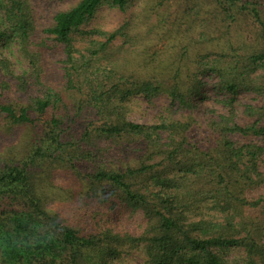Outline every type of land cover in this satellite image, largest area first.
Returning <instances> with one entry per match:
<instances>
[{"label":"trees","instance_id":"obj_1","mask_svg":"<svg viewBox=\"0 0 264 264\" xmlns=\"http://www.w3.org/2000/svg\"><path fill=\"white\" fill-rule=\"evenodd\" d=\"M134 1L56 11L42 39L63 52L62 79L19 113L0 104L36 138L27 158L0 160V264H115L139 246L148 264H264V0H187L167 64L148 38L164 17L128 20L104 41L84 29L104 5ZM33 18L30 0H0V47L15 38L46 87ZM118 37L133 53L123 64L111 59ZM137 96L157 121L128 118ZM117 208L141 216L139 235L116 230Z\"/></svg>","mask_w":264,"mask_h":264},{"label":"rangeland","instance_id":"obj_2","mask_svg":"<svg viewBox=\"0 0 264 264\" xmlns=\"http://www.w3.org/2000/svg\"><path fill=\"white\" fill-rule=\"evenodd\" d=\"M73 1L75 0H30L34 17L33 22L36 28L35 41L32 47L37 50L42 47V43H45L43 47L47 49L46 57L38 64L39 67L41 65L46 66L49 84L45 83V87L43 83H40L41 79H36L33 76L30 68L31 64L20 53L19 46L14 38L10 45L0 47V93H2L0 104H11L16 112L19 113L20 106L27 103L30 104L32 98L40 95L48 86L62 79V71H58V68L62 65L59 59L63 52L59 50L51 39L47 40L46 38L47 41L42 39L44 34L42 29L45 24L47 25L51 22L52 16L56 11L68 8ZM187 3V0H135L132 7L127 11L104 5L84 29L88 32L91 31L90 38L104 41L106 37L102 35L103 32L114 31L128 20L131 22L129 24V28H131L135 26L138 19H142L144 25H152L157 23L161 17H164L166 24L156 27L148 38L152 39L149 53L153 54L156 51H160L158 56L160 55L161 58L168 57L167 64L174 51L169 45L175 44V37L179 32L176 24L188 18L189 13L184 12L187 9ZM139 16L141 19L138 18ZM76 36L77 46L82 51H86L90 44L88 38L83 34H77ZM124 42H128L124 37H118L113 41L110 48L112 62L119 61L118 63L123 64L129 55L133 54L131 50L127 53L129 44ZM166 48H169V52L163 57L161 52ZM91 51L88 52L90 53ZM133 57H131L128 65L129 71L131 68L135 69L137 65L131 67ZM246 101L260 104L258 99L252 100L248 98ZM164 102L165 99L156 101L158 105H164ZM159 110L149 104L144 97L137 96L134 98V102L130 104L127 116L135 122L151 124L157 121ZM34 116L36 117V115ZM45 118V115L41 116L38 122L42 124ZM35 141L32 124L16 123L8 117L6 112H2L0 109V160L14 161L27 158L33 149ZM64 197L60 199L63 200ZM94 202L96 201L94 200ZM111 213V220L112 222L115 221L117 226L115 228L118 231H130L132 234L139 235L144 229L141 216L132 214L129 210L117 208ZM146 257L142 247H133L125 251L121 260L119 258L115 264H148Z\"/></svg>","mask_w":264,"mask_h":264}]
</instances>
